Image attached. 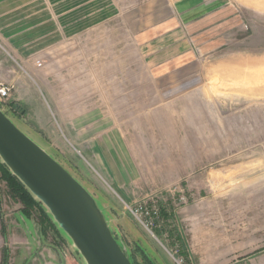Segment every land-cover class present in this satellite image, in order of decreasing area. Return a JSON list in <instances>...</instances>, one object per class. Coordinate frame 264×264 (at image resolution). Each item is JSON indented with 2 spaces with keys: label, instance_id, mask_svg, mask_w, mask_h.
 Instances as JSON below:
<instances>
[{
  "label": "rangeland",
  "instance_id": "374dc122",
  "mask_svg": "<svg viewBox=\"0 0 264 264\" xmlns=\"http://www.w3.org/2000/svg\"><path fill=\"white\" fill-rule=\"evenodd\" d=\"M0 83L133 264H264V0H0ZM1 173L0 264H83Z\"/></svg>",
  "mask_w": 264,
  "mask_h": 264
},
{
  "label": "water",
  "instance_id": "95a60500",
  "mask_svg": "<svg viewBox=\"0 0 264 264\" xmlns=\"http://www.w3.org/2000/svg\"><path fill=\"white\" fill-rule=\"evenodd\" d=\"M0 159L48 208L83 264H133L86 188L9 120L1 108Z\"/></svg>",
  "mask_w": 264,
  "mask_h": 264
},
{
  "label": "trees",
  "instance_id": "16d2710c",
  "mask_svg": "<svg viewBox=\"0 0 264 264\" xmlns=\"http://www.w3.org/2000/svg\"><path fill=\"white\" fill-rule=\"evenodd\" d=\"M0 170L4 179L8 181V187H10V191L12 194L17 195L18 198L27 206L30 207L32 205H37V201L33 199L32 194L28 191V189L24 186V184L8 169V167L0 162ZM23 212V210H22ZM24 213V212H23ZM26 214V213H25ZM151 264V263H150Z\"/></svg>",
  "mask_w": 264,
  "mask_h": 264
},
{
  "label": "crops",
  "instance_id": "0c3cea01",
  "mask_svg": "<svg viewBox=\"0 0 264 264\" xmlns=\"http://www.w3.org/2000/svg\"><path fill=\"white\" fill-rule=\"evenodd\" d=\"M172 31H174V28H171L170 30H168L167 32H169V33H171ZM188 55H190V52H182L181 54H178V55H175V56H173V57H171V58H169V59H167V60H165L164 62H162V63H160V64H158L157 65V68L160 70L161 68L162 69H166V68H168V67H171L172 66V64L173 63H177L178 62V60H182V59H184V58H186V56H188ZM177 58H179V59H177ZM16 215H17V213H15ZM5 215V218H7L6 217V215L7 214H4ZM9 216V215H8ZM9 222L10 221H6L5 220V223H6V226H7V229L9 230V232H7V240L9 241V244L11 243V234H10V231H12L13 232V230H15L14 228V226H9ZM17 226H19V225H17ZM20 228L19 229H22V227L21 226H19ZM11 228V229H10ZM15 240V239H14Z\"/></svg>",
  "mask_w": 264,
  "mask_h": 264
},
{
  "label": "built area",
  "instance_id": "2783aa9c",
  "mask_svg": "<svg viewBox=\"0 0 264 264\" xmlns=\"http://www.w3.org/2000/svg\"><path fill=\"white\" fill-rule=\"evenodd\" d=\"M10 87L0 83V100L7 99L9 97ZM148 226V224H146ZM178 263L182 262V259L177 260Z\"/></svg>",
  "mask_w": 264,
  "mask_h": 264
}]
</instances>
